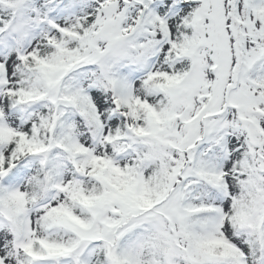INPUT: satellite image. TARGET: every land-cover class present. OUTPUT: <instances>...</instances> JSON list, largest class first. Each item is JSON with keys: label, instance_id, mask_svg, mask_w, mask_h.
<instances>
[{"label": "snow or ice", "instance_id": "snow-or-ice-1", "mask_svg": "<svg viewBox=\"0 0 264 264\" xmlns=\"http://www.w3.org/2000/svg\"><path fill=\"white\" fill-rule=\"evenodd\" d=\"M0 264H264V0H0Z\"/></svg>", "mask_w": 264, "mask_h": 264}]
</instances>
